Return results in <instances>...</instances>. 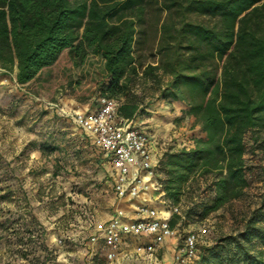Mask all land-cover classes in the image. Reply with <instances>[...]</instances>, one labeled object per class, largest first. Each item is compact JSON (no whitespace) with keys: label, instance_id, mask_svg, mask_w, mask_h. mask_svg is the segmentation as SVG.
Masks as SVG:
<instances>
[{"label":"trees","instance_id":"obj_1","mask_svg":"<svg viewBox=\"0 0 264 264\" xmlns=\"http://www.w3.org/2000/svg\"><path fill=\"white\" fill-rule=\"evenodd\" d=\"M0 68H15V82L33 96L114 98L125 121L144 110L135 78L150 79L200 128L191 146L160 153L161 196L176 205L211 175L210 195L186 211L205 218L243 193V137L264 130V0H0ZM260 148L264 183V137ZM259 210L234 235L199 246L191 264H264ZM25 231L17 244L45 249L43 229Z\"/></svg>","mask_w":264,"mask_h":264},{"label":"rangeland","instance_id":"obj_2","mask_svg":"<svg viewBox=\"0 0 264 264\" xmlns=\"http://www.w3.org/2000/svg\"><path fill=\"white\" fill-rule=\"evenodd\" d=\"M14 74L15 68H0V264H81L83 243L92 231L89 222L108 217L116 204L106 176L105 157L97 146L85 142L62 110L82 111V105L94 98L81 102L65 90L58 91L53 99L33 96L15 82ZM164 85L162 77L161 86ZM133 86L141 95L143 107L163 98L150 79L136 77ZM142 113H146L145 109ZM174 122L167 130L164 150L188 145L192 135L200 133L190 115L180 114ZM263 137L261 128L244 134L246 186L240 197L205 218L195 214L194 209L187 215L188 208L210 195L211 175L192 182L176 204L183 216L182 221L177 217L173 224L178 236L207 223L211 226L207 239L212 243L217 237L234 235L254 210H264ZM162 198L158 195L154 204L167 214ZM30 217H34L33 221L25 226ZM26 229H31L35 237L43 229L39 240L45 249L32 242L23 246L16 243L17 237L30 235ZM176 242L174 239V246ZM91 260V264H103L99 258Z\"/></svg>","mask_w":264,"mask_h":264},{"label":"built area","instance_id":"obj_3","mask_svg":"<svg viewBox=\"0 0 264 264\" xmlns=\"http://www.w3.org/2000/svg\"><path fill=\"white\" fill-rule=\"evenodd\" d=\"M52 106L56 103L48 102ZM117 101L105 95L95 98L94 109L88 111L70 110L62 113L97 146L108 164L111 188L116 207L111 216L103 221L92 223V231L86 242L96 244L105 252L108 260L119 251L123 236L148 237L149 240L136 245L135 254L150 257L148 264H164L157 256V248L169 239L178 240L172 254V264H191L198 256V243L210 244L208 235L211 226L207 223L196 225L178 236L177 228L170 224V215L176 213L178 221L183 220L177 205L162 198L163 207L168 213L161 212L150 200L143 199L135 206L136 217L129 218L120 205L123 200L138 198L141 194L157 191L161 183L155 172L157 156L151 147L149 133L133 125L132 119L125 121L116 115ZM189 147L192 140H188Z\"/></svg>","mask_w":264,"mask_h":264},{"label":"crops","instance_id":"obj_4","mask_svg":"<svg viewBox=\"0 0 264 264\" xmlns=\"http://www.w3.org/2000/svg\"><path fill=\"white\" fill-rule=\"evenodd\" d=\"M82 107H83L82 111H88L94 109L95 98L91 99L90 101L82 105ZM185 108L186 105L182 101H178V100L165 101L164 98H159L156 99L154 102L152 101L146 106H144L146 113H142V114L136 113L132 118L133 125L138 126L139 128L144 130H146L145 128L149 127L146 131H148L150 135L151 147L157 156L160 155V153L165 149V145L167 141L166 138L167 136L169 137L167 130L175 125L174 118L176 116H180V114H184ZM181 128L182 127L178 126L179 130ZM78 131L81 134L82 138L85 140V142L94 145L84 133H82L80 130ZM106 171H107L106 176L111 186V181L108 173V166L106 167ZM158 195L159 194H157L156 191L146 192L141 194L138 198L131 200H127V199L123 200L121 201L120 205L125 209L129 218H135L136 204L138 202H141L143 199H147V200L149 199L150 202L155 203L156 197ZM115 204L117 205L116 200H115ZM110 216L111 215L101 219L100 221L106 220ZM92 223L89 222V225ZM148 240L149 238L145 236L141 238L123 236L119 251L117 252L116 256L111 260H108L105 257V252L103 250H99L96 244H90L85 241L83 243V247H82L83 251L81 253L84 258L81 264H91L92 262L91 259L93 258L101 259L103 261V264H148L151 260L148 255L143 253H141L140 255H136L134 252L136 245L144 243ZM172 242H174V239H169L167 242H165L164 244H162L160 247L157 248L156 256L164 264H172V254L174 250V244Z\"/></svg>","mask_w":264,"mask_h":264}]
</instances>
